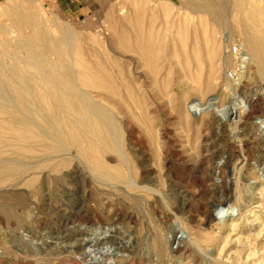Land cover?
<instances>
[{
    "label": "rangeland",
    "instance_id": "obj_1",
    "mask_svg": "<svg viewBox=\"0 0 264 264\" xmlns=\"http://www.w3.org/2000/svg\"><path fill=\"white\" fill-rule=\"evenodd\" d=\"M248 35L264 0H0L10 95L23 43L71 74L37 124L0 101V264H264V64L226 51Z\"/></svg>",
    "mask_w": 264,
    "mask_h": 264
},
{
    "label": "bare ground",
    "instance_id": "obj_2",
    "mask_svg": "<svg viewBox=\"0 0 264 264\" xmlns=\"http://www.w3.org/2000/svg\"><path fill=\"white\" fill-rule=\"evenodd\" d=\"M237 1H239V0H237ZM261 1H263V0H261ZM218 6L219 5L214 3V2H212V4H208V3H206V1H204V2H202V4H197V2L196 3L190 2V5L188 7L193 9L194 12L208 13L211 16V18L213 19V21H216L218 23H222L223 22V17H222L223 13L221 15L222 18H220ZM221 7H223V6H221ZM227 39H229V38H227ZM245 40L248 44L249 52H246V50H244L239 55H235V57L237 58V61L239 60V62H240V65L242 68L241 69V73H242L241 75L242 76H244V74L247 72V69L249 67L248 65L253 60H257V61L259 60L262 64H264V45H263L264 43L262 41L255 40L250 35H248ZM43 46H45V47L41 51H38L37 48H35V46L30 44V43H23L21 46L29 54L27 57H25V60L28 61L30 63V65L33 66V68L35 69L32 74H28V73H25L23 71H17L14 66L9 67V69H11L10 71L15 73V74H13L12 78H14L18 84V95H16V94L10 95V93H9L10 91L8 92L9 89L7 90V88H6V82H5L6 80L1 78V72H0V101L4 102L5 105H7V106L15 108V110H17V112L15 111L17 114H18V112L21 113V115L18 114V115L12 116V117H14L13 118L14 121H16V123L18 121V123H20L21 125L29 126V125L35 124L36 118L33 115L34 111H38V109H42L43 112H45L46 108L41 107L42 105L40 104V103H42L41 99H43L44 97L48 96L51 98L52 103L58 102V104H59V102H60L59 96L60 95H58V94H59L60 90H62L64 88V85H63V79L64 78L67 77L68 82L71 84L70 72L68 71V72L64 73V76L62 77L60 72L59 73L57 72L58 71L56 68L57 64H55V62H53L48 56L46 44H43ZM226 51H228V50H226ZM19 53H21V51L20 52L17 51V54L15 55L16 58H19V56H21L22 53L21 54H19ZM233 58H234V56H233ZM231 60L232 59H230L228 56L225 57L224 58V61H225L224 64H226L227 62H229ZM73 75H75V74H73ZM38 80H42L43 83H40ZM74 82H75V80H74ZM40 87H44L46 90L44 92H41ZM69 88H71L72 91L75 93V90L73 89L72 86H69ZM79 91H80V89H79ZM81 96H82V94H81ZM81 96H80L81 100L87 102L86 97H83V96L81 97ZM18 97H19V101H18ZM89 102H87L88 108L90 110H92L93 112H96L99 109V106L97 107L98 108L97 109V108L93 107L92 104ZM235 108H237V107H235ZM219 110L223 112V116L224 115L228 116V113L226 112V110H224V109H219ZM111 113H112V111H111ZM111 113H110V115H111ZM99 114H101V113L99 112ZM240 117H241L240 112L233 115V118L237 119V120H240ZM45 118H47V120L49 121V125L53 128V133H50V134H52V136L55 137V139H54V137H53V139L56 140V143H58V142L60 143V147L61 146L66 147V144H65L66 138L65 137L66 136L69 137L70 136L69 133L66 131H63V129L60 128V126H62V125H59L57 123L58 120L56 122V120L51 119L47 115H45ZM112 121H114V120H112ZM260 123L264 124V120H261ZM36 124H37V122H36ZM112 127H113V125H112ZM115 128H116V125H115ZM16 129L13 130V134L17 135L19 130H16ZM113 130H114V128H113ZM43 131H45V130L43 129L42 132ZM46 133L49 134V131ZM46 133H43V135H46ZM83 151H85V150H83ZM224 209L225 208H223V207L219 208V211H220L219 213L224 214L225 212H228V211L233 213L235 211V207H232V206L229 207L227 210L226 209L224 210ZM96 252H98V251H96ZM89 256H90V260L92 262L95 259L99 260L101 257L100 255H98V253H95V254L89 253Z\"/></svg>",
    "mask_w": 264,
    "mask_h": 264
},
{
    "label": "built area",
    "instance_id": "obj_3",
    "mask_svg": "<svg viewBox=\"0 0 264 264\" xmlns=\"http://www.w3.org/2000/svg\"><path fill=\"white\" fill-rule=\"evenodd\" d=\"M228 51H229L230 54L232 53L234 55H238V54H240L241 48H240L239 44L235 43V44L230 45L228 47ZM228 76L230 78H235V76H236L235 71L233 69L228 70Z\"/></svg>",
    "mask_w": 264,
    "mask_h": 264
}]
</instances>
